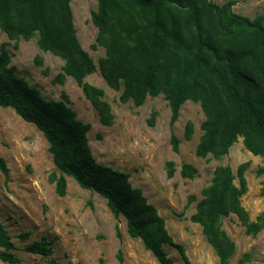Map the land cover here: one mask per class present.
<instances>
[{"label":"trees","instance_id":"16d2710c","mask_svg":"<svg viewBox=\"0 0 264 264\" xmlns=\"http://www.w3.org/2000/svg\"><path fill=\"white\" fill-rule=\"evenodd\" d=\"M232 5L230 0L222 4L211 0H97L90 13L97 29L92 47L102 46L104 55L96 64L77 39L70 0H0V30L9 40L35 38L41 50L59 56L63 64L52 83L61 84L71 77L103 125H110L114 118L103 99L104 91L84 81L96 69L110 88L121 90L120 102L131 100L140 106L146 96L162 93L169 103L171 125L183 102H198L204 119L196 155L222 158L240 136L244 147L262 158L257 173L264 175V16L240 15ZM7 45L0 44V107L12 108L42 132L58 171L48 177L55 193L60 197L66 194V176H70L81 188L102 196L115 217L123 216L127 234L140 238L159 264H173L163 244L175 247L184 263L191 264L183 246L168 234L155 206L139 187L132 186L129 173L96 161L88 145L90 124L77 118L68 95L61 91L59 99H46L38 88L16 76ZM35 63L42 65L39 56ZM155 115L152 111L147 119L150 126ZM192 132V124L187 122L185 137L189 139ZM170 143L173 151H178L173 133ZM173 165L172 161L166 163L168 177L173 176ZM247 165L243 162L237 168L238 185L228 164L215 166L191 215L220 264H228L235 250L221 228L223 217L234 214L247 234L255 235L264 227L261 218L250 221L241 204ZM0 172L6 180L9 171L1 156ZM195 173L194 166L182 164L183 177L192 178ZM116 235L121 237L118 228ZM0 248V260L16 261L11 253L16 247L1 221ZM23 249L42 256L52 252L45 238ZM117 260L122 264L120 250Z\"/></svg>","mask_w":264,"mask_h":264},{"label":"rangeland","instance_id":"374dc122","mask_svg":"<svg viewBox=\"0 0 264 264\" xmlns=\"http://www.w3.org/2000/svg\"><path fill=\"white\" fill-rule=\"evenodd\" d=\"M211 1L222 4L229 0ZM230 1L235 13L249 18L264 16V0ZM96 6L97 0H70L77 39L95 64L104 55L102 46L92 47L97 29L91 23L90 13ZM2 42L8 43L10 65L14 66L16 76L38 88L46 99H59L61 91L68 95L77 118L90 124L88 145L96 161L129 173L132 186L139 187L147 201L155 206L168 234L183 246L191 264H220L200 224L191 220L196 202L202 197L201 190L210 183L215 166L228 164L235 175L234 184L238 185L237 168L248 162L243 172L246 190L240 197L241 204L250 221L256 222L259 218L264 221V194L261 193L264 175L257 173L262 158L249 152L240 136L222 158L211 154L197 156L195 148L204 119L198 102H183L171 125L169 103L162 93L146 96L140 106L131 100L120 102L121 90L110 88L96 69L84 81L104 91L103 99L110 105L114 118L110 125H103L71 77H66L61 84L52 83L63 64L59 56L41 50L35 38L9 40L0 30ZM36 56L41 58L42 65L35 63ZM43 69L46 74L42 73ZM152 111L156 115L150 126L147 119ZM187 122H191L193 129L189 139L184 135ZM171 133L178 139L176 152L170 143ZM47 147V141L35 125L24 121L12 108L0 107V156L9 171L6 180L0 172V221L16 247L11 251L16 261L0 260V264H68L69 261L118 264V250L123 257L122 264H159L140 238L127 234L125 218L115 217L98 193L81 188L70 176H66V194L60 197L55 193L54 183L48 177L58 171ZM168 161L174 164L172 177L167 176ZM184 163L196 168L192 178L180 174ZM221 228L235 244L228 264H264V227L255 235L247 234L237 217L229 214L221 219ZM23 233L28 235L22 237ZM41 238L50 242L51 254L42 256L23 249ZM162 248L173 264H185L175 247L163 244Z\"/></svg>","mask_w":264,"mask_h":264}]
</instances>
